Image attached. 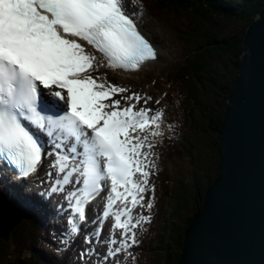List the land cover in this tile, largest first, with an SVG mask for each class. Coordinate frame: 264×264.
<instances>
[{
  "label": "snow or ice",
  "instance_id": "1",
  "mask_svg": "<svg viewBox=\"0 0 264 264\" xmlns=\"http://www.w3.org/2000/svg\"><path fill=\"white\" fill-rule=\"evenodd\" d=\"M131 2L0 0V171H11L23 183L38 173L45 155L56 156L60 173L72 162L51 191H62L61 183L69 184L78 173L76 183L82 177V188L70 192L69 200L75 198L72 207L81 221L87 201L104 189L103 181L110 179L115 198L130 196L133 206L144 200L142 194L149 188L147 169L154 165L142 151L148 138L141 140L131 133L151 125L158 129L163 113L149 115L151 109L136 111L135 105L121 108L119 99L111 100L127 90L93 78L90 70L96 69V57L80 42L103 53L113 68L137 70L155 60L158 50L138 29L137 13L127 6ZM126 99H144L147 104L152 97L133 93ZM50 107L55 108L52 115L47 114ZM38 131L50 139L51 150L40 143ZM67 139L73 141L70 146ZM136 173L142 175V182L134 179ZM151 189L154 193L155 185ZM113 203L110 195L104 217ZM114 215L113 228L122 230V239L112 237L110 243L119 247L109 248L105 260L139 243L135 229L140 220L134 221L127 208ZM140 219L150 221V217ZM73 231L80 229L74 226Z\"/></svg>",
  "mask_w": 264,
  "mask_h": 264
},
{
  "label": "trees",
  "instance_id": "2",
  "mask_svg": "<svg viewBox=\"0 0 264 264\" xmlns=\"http://www.w3.org/2000/svg\"><path fill=\"white\" fill-rule=\"evenodd\" d=\"M153 1L169 8H180L193 16L190 26L182 30L185 42L193 47L190 48L192 56L176 61L175 67L166 70L164 76L166 84L174 87L179 94L180 98L177 99L181 101V111L187 122L192 123L189 131L185 124L187 135H181L182 129L172 135L169 143L164 144V153L167 152L166 157L170 160L174 157H186L190 160V174L185 175L182 169L174 172L169 167H160L155 174L157 185L163 191V198L176 197L177 204L171 209L173 214L170 221L165 219L164 226L159 229L160 237L152 249L160 254L158 264H180L187 228L195 213L203 208L207 189L218 176L213 170L215 150L211 152L212 144L208 138L212 134L207 131H212L213 136L217 137L219 152L223 156L221 126L226 119L229 97L243 62L246 29L259 11L264 9V0ZM197 19L216 25L206 28L196 22ZM221 21L240 22L244 27L232 29L234 31L230 28L229 32H224L219 27L222 26ZM219 55L221 56L218 57ZM214 99L216 105L212 103ZM199 123H205L208 128L203 129L201 126L202 131H198ZM177 135L181 137L175 138ZM161 136L168 140L164 133ZM175 139L177 141H173ZM179 146L183 150L181 155L178 153ZM220 163L221 158L217 163L218 174ZM173 180H176L175 188L171 186ZM186 210L191 212L187 213ZM31 214L33 213L28 211L21 230L19 231V227L15 231L18 233L17 245L11 247L0 239V264L44 263L29 245L30 237L36 232L35 217ZM33 257L38 260L37 263Z\"/></svg>",
  "mask_w": 264,
  "mask_h": 264
},
{
  "label": "water",
  "instance_id": "3",
  "mask_svg": "<svg viewBox=\"0 0 264 264\" xmlns=\"http://www.w3.org/2000/svg\"><path fill=\"white\" fill-rule=\"evenodd\" d=\"M221 129L219 176L185 234L180 264H264V10L245 34ZM22 217L0 196V238Z\"/></svg>",
  "mask_w": 264,
  "mask_h": 264
},
{
  "label": "rangeland",
  "instance_id": "4",
  "mask_svg": "<svg viewBox=\"0 0 264 264\" xmlns=\"http://www.w3.org/2000/svg\"><path fill=\"white\" fill-rule=\"evenodd\" d=\"M145 2L146 4L142 3ZM131 9H135L137 16L141 18L143 21V28L144 30L148 32L150 36H154L157 41L162 45V48L160 50L161 57L159 60L155 61L152 65L147 66L144 69V73L138 74V75H123L119 74L116 75L112 70H110L108 65H105L101 59L96 58V74L100 76V79L103 81H106L108 83L116 82L121 87L125 88L127 91L124 93H121L119 95V98L123 100V102L127 105H135L137 109L141 108H148L152 111L149 113V115H154L157 111H160L163 113L160 121V125L162 122H167L171 125L170 128H167L166 133H171L172 131H176L178 129L186 128L187 131H189L192 127V123L187 122L186 117L183 115L181 111V101L179 102L177 98H180L179 94L177 93L176 89L170 85H167L165 82V71L169 68L175 67L174 64L176 61H179L183 58H190L187 57L189 53V49L191 46L189 43L187 44L183 40L182 34L179 32L182 31L181 28L185 29V27L188 25L189 19L184 17L187 16L184 14V11H182L180 8H169L164 6V4L158 5L153 0H133V2L130 3ZM152 9L150 12L149 9ZM192 21H195L193 19ZM199 24H203L204 27L210 28L216 25V23L212 24H206L199 19L196 20ZM220 24L222 26L221 29L224 32H229L230 28L232 29H240L243 28L244 25L240 22H228V21H221ZM179 26V27H178ZM234 31V30H232ZM192 56V55H191ZM219 55L218 57H220ZM161 68V71L158 73L159 69ZM164 69V71H162ZM158 73V75H156ZM194 73V72H193ZM233 91V90H232ZM133 93L138 94L141 97H152L151 100L145 104L144 99H141L139 102H137L135 99H126L127 97H131ZM159 101V103H157ZM216 105V100L214 99L212 101ZM137 110V111H139ZM201 126L203 129L208 128V126L205 125V123H199L198 124V131H202ZM223 126V125H222ZM221 126V129H222ZM140 130V129H138ZM136 132V135H141V132L145 133V136L148 137V142L153 145L152 149H148V157L150 156L151 164L154 166H149L148 171L150 172L149 176V188L148 191L145 193V198L142 201V206L138 207L137 211L138 215L135 218V220H140L139 226L135 229L137 234V240L139 242H142V251H137L135 246H133L131 249L128 250H122L119 252L113 259V262L108 261V263H105V260L103 259V254H106L107 246L109 242L105 243L103 245V254L96 255V257L92 258V263H98V264H158V260H160V254L152 249V246L154 244H157V239L160 237L159 229L162 228L165 224V219L167 221H170L172 207H176V197H170V198H163V191L159 187H156L154 190V193L151 189L152 185H156V175L154 173L156 172V169L158 167H169L172 169V171L176 172L178 169H182V171L185 173V175L190 174L189 167L191 166L190 160H187V158H177L174 157L171 160L167 159V152L164 153V149L162 148V142H164V138L160 136H152L151 133L153 131H161V128H156L155 125H151L149 128H146L144 130H140ZM207 131V130H206ZM208 134H212L213 132L210 131ZM182 136L187 135V132L185 134L181 133ZM208 137L210 139V142L212 144L211 146V152L215 150V154L213 157H215V165H213L214 174L218 175V168L217 163L219 159L221 158V153L219 152L218 146V140H216V136ZM180 135H177L175 138H180ZM216 137V138H215ZM171 138V137H170ZM213 138V139H212ZM177 139L173 141H177ZM150 140V141H149ZM145 143V141H144ZM150 151V152H149ZM210 152V149H209ZM178 153L180 155L183 153L182 147L179 146ZM181 171V172H182ZM156 184H155V183ZM213 184V183H212ZM176 180H173L171 186L172 188H175ZM153 195L155 199L153 198ZM144 197V196H143ZM151 202L153 204V207L151 209H148L146 207L147 203ZM187 213L191 212L186 210ZM185 214V210L183 211ZM153 214V217L150 218V221H144L140 219L141 217H149V215ZM169 214V215H168ZM168 215V216H167ZM167 216V218H166ZM23 220V217H22ZM22 223L20 224V229ZM19 228V227H18ZM17 228V229H18ZM16 229V230H17ZM15 230V231H16ZM141 230V231H140ZM110 231V229H109ZM141 234H140V232ZM143 231V232H142ZM13 232L11 235L12 240L15 242H7L11 247L14 246V244L17 245V237L18 233ZM146 234V235H142ZM39 235V231H36L33 234V239L35 240ZM143 236V237H142ZM48 233L43 232L42 237V243L40 248L38 250H41L43 254L47 258H50L54 255V253L51 251L50 248H47V245H51L50 240L47 238ZM122 239V236H121ZM185 241V240H184ZM110 245V244H109ZM119 247V243H117ZM141 245V244H140ZM46 247V248H45ZM90 248V247H89ZM144 249V250H143ZM16 250V248H15ZM55 251V248L54 250ZM131 252V255L128 253ZM83 252H81L82 254ZM158 253V254H157ZM107 255V254H106ZM86 258H88L85 255ZM84 256L81 255V261H83ZM78 260V259H77ZM107 261V260H106ZM91 263V264H92ZM69 264H75V259L72 257L69 260ZM83 264L85 262L83 261Z\"/></svg>",
  "mask_w": 264,
  "mask_h": 264
},
{
  "label": "bare ground",
  "instance_id": "5",
  "mask_svg": "<svg viewBox=\"0 0 264 264\" xmlns=\"http://www.w3.org/2000/svg\"><path fill=\"white\" fill-rule=\"evenodd\" d=\"M247 31V30H246ZM82 43V42H81ZM84 44V43H83ZM159 44V43H158ZM160 51V50H159ZM158 60H159V55H158ZM153 62H155V61H153ZM152 61H149L146 65H151L152 63H153ZM145 65V66H146ZM134 110H136L137 111V108H135ZM144 137H147V136H145V134H144V136H143V139H144ZM148 138V137H147ZM146 142L147 143H149L148 142V140H146ZM145 153H148V147H147V145H146V151H145ZM10 173H12L11 171H9L8 172V174H10ZM4 174H5V172H4ZM6 176H7V173L5 174ZM139 180H141V182H142V180H143V178H142V176H140L139 177V179L137 180V182H139ZM44 181V179H42V182ZM150 182V181H149ZM155 183V182H154ZM156 184V183H155ZM36 186H37V188H39V194H37V193H35V189H32L31 191H28V193H30L34 198H36V200H37V203L38 204H40V205H42L44 208H45V210H47L48 211V218H49V220H51V219H53V218H55L57 215H58V212H56L55 211V202H54V200H53V195H51L50 194V192H49V190H48V186L47 185H45V184H41V186L39 187V185L38 184H36ZM157 185H155V187H156ZM25 197V194H23L22 192L19 194V196L17 197V200H18V203L20 202V201H22V199ZM153 197H154V195H153ZM61 198L64 200V201H66V199H67V197L65 196V193L63 192L62 194H61ZM10 199H12L11 197H10ZM154 199H155V197H154ZM205 203V202H204ZM203 207H204V204H203ZM44 210V209H43ZM28 211H30V213H31V210H28ZM65 212H66V209H65ZM31 215H33V214H31ZM45 215H46V218H47V212H45ZM34 216V215H33ZM149 217L150 218H152L153 217V214H151V215H149ZM41 225L43 226V222H41ZM50 225H51V223H50ZM56 225H57V223H56ZM108 226H110V228L112 227L111 226V223H108L107 224ZM83 229H84V231H80V233L79 234H77L76 235V237L75 238H73V234H70V233H64V236H66V237H69L70 238V240L71 241H74L75 243H77V242H79V240H81V238H82V236L84 235V234H89L90 236H92V230H89V229H87V228H85V227H83ZM66 231V230H65ZM66 232H68V231H66ZM110 234V233H109ZM114 237H115V239L119 242L120 240H121V236H122V230H115V235H113ZM112 236V237H113ZM112 237H109L108 235H106V238H105V242L106 241H108V242H110V240L112 239ZM104 242V243H105ZM141 244V245H140ZM116 247H118V245L116 244V245H112V244H110V245H108L107 246V250H109V248H113V249H115ZM135 248H136V250L139 252V251H142V242H139L138 243V245H136L135 246ZM144 250V249H143ZM103 254V253H102ZM106 254H107V252H106ZM106 254H103V257H105L106 256ZM108 261H110V262H113L112 260H110V257H108V259H107V261L105 262V263H108ZM109 264H113V263H109Z\"/></svg>",
  "mask_w": 264,
  "mask_h": 264
},
{
  "label": "clouds",
  "instance_id": "6",
  "mask_svg": "<svg viewBox=\"0 0 264 264\" xmlns=\"http://www.w3.org/2000/svg\"><path fill=\"white\" fill-rule=\"evenodd\" d=\"M249 27V26H248ZM234 89V88H233ZM223 149V148H222ZM224 152V151H223ZM224 154V153H223ZM221 158H222V156H221Z\"/></svg>",
  "mask_w": 264,
  "mask_h": 264
}]
</instances>
